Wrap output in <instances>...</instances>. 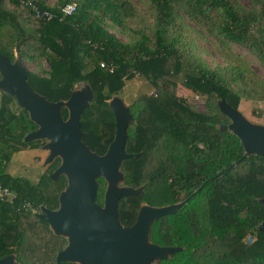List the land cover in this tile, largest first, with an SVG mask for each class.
Masks as SVG:
<instances>
[{
  "label": "trees",
  "instance_id": "1",
  "mask_svg": "<svg viewBox=\"0 0 264 264\" xmlns=\"http://www.w3.org/2000/svg\"><path fill=\"white\" fill-rule=\"evenodd\" d=\"M249 1L250 9L236 0H56L52 7L45 0H0V54L11 62L43 58L48 64L43 76L27 71L35 92L58 102L76 87H91L93 98L80 117L82 140L91 151L103 155L112 142L109 101L122 93L127 80L137 74L154 89L155 95L137 97L128 106L133 121L125 151L139 157L124 161L121 170L125 185L142 190L122 199L118 210L121 223L130 226L141 204L161 207L185 200L175 214L151 227L152 243L181 249L159 264H264V233L258 230L264 219L259 202L264 159L246 157L240 141L220 130L230 121L218 108L221 100L235 109L242 98L264 100V82L240 66L210 69L181 19L217 40L245 46L264 65V0ZM67 4H75L76 11L63 17ZM33 7L51 12L53 19H31ZM141 11L151 20L148 25ZM179 85L205 97L208 111L197 113L177 97ZM67 117L63 109V120ZM36 129L14 98L0 91V191L13 195L0 197L1 251L12 238L18 242L12 233L21 207L52 209L67 184L64 176L52 181L44 175L31 183L8 174L14 154L41 143L24 141ZM98 183L96 202L102 205L106 183L102 178ZM248 234L255 241L246 243Z\"/></svg>",
  "mask_w": 264,
  "mask_h": 264
},
{
  "label": "water",
  "instance_id": "2",
  "mask_svg": "<svg viewBox=\"0 0 264 264\" xmlns=\"http://www.w3.org/2000/svg\"><path fill=\"white\" fill-rule=\"evenodd\" d=\"M0 91L13 97L37 126L24 141L44 142L42 149L48 155L43 165L59 159V166L50 176L52 181L59 176L67 180L59 193L57 209L42 207L38 215L53 235L67 240L56 256L57 264H159L181 250L152 243L150 231L155 221L175 214L182 203L161 207L141 204L131 226H124L119 219V202L137 197L142 190L124 184L121 164L139 154L125 151L127 128L133 117L122 98L115 96L109 101L115 135L106 152L98 155L83 142L80 127V117L93 98L88 84L76 87L66 101L49 102L29 85L22 59L16 57L11 62L0 54ZM218 108L230 121L220 130L229 131L240 141L246 157L264 159V125L252 123L224 100L218 102ZM63 109L68 111L66 120L62 118ZM100 178L106 183L102 205L96 202ZM259 202L264 207V199ZM258 230L264 233V219ZM14 258H2L0 264H19Z\"/></svg>",
  "mask_w": 264,
  "mask_h": 264
},
{
  "label": "rangeland",
  "instance_id": "3",
  "mask_svg": "<svg viewBox=\"0 0 264 264\" xmlns=\"http://www.w3.org/2000/svg\"><path fill=\"white\" fill-rule=\"evenodd\" d=\"M236 1L246 9L252 7L249 0ZM55 3L56 0H45V4L49 7H52ZM26 15H29V13H26ZM141 17H143L144 23L147 25L151 23L149 16L146 15L145 12L141 11ZM31 19H33V17ZM181 19L193 39L196 54L210 69H226L227 67L240 66L242 69L252 73L264 82V65L256 53L241 44L230 43L225 39L217 40L215 37L208 34L206 30L193 25L184 16H181ZM137 26L140 27L143 25L139 23ZM112 34H114L118 40L123 42L126 41V37L119 32L112 31ZM24 65L27 71L42 76L43 72L47 71L49 68L47 62L43 58H37L32 62L24 61ZM136 81L140 83L145 82L146 85H148V89L141 92L138 96L155 95V91L150 87L149 83L137 74L132 79L126 81L123 91H125L126 87H128L131 82L136 85ZM123 91L118 95L120 98L123 97ZM176 96L183 98L190 108L197 113H206L208 111L205 97L195 95L181 85L176 88ZM238 109L252 123L264 125V100H245L242 98L238 104ZM43 144L44 142L41 141L37 148L24 149L14 154L7 167L8 174L12 177L25 178L31 183H37L44 175L52 173L51 169H54L53 166L55 168L57 167V161L48 166L43 165L48 155V152L42 149ZM28 223L34 225V218L20 221V229L27 230ZM35 227L38 226L35 225ZM255 239V235L248 234L244 241L249 243V240L253 242Z\"/></svg>",
  "mask_w": 264,
  "mask_h": 264
},
{
  "label": "flooded vegetation",
  "instance_id": "4",
  "mask_svg": "<svg viewBox=\"0 0 264 264\" xmlns=\"http://www.w3.org/2000/svg\"><path fill=\"white\" fill-rule=\"evenodd\" d=\"M53 162H51L49 165H51ZM55 170L56 169H54V171ZM52 173L48 174V176L50 177ZM0 197L3 199L4 197H13V195L7 189H5L2 192L0 191ZM180 200L181 201L178 203L183 204L185 202L182 197ZM57 207L58 206L48 210L53 211L56 210ZM40 209L39 211L35 212L34 210H28V208L25 206L21 207L19 211V220L17 223V232L12 233V236H14V234L18 235V242L15 245L14 238H12L11 241L7 243L6 247L2 251L0 250V254H2L0 259L8 256H14V261L19 264H57L56 256L65 248L67 240L53 235L49 229V226L38 217L40 214ZM27 218H34V225L28 223L27 230L20 229V221L28 220ZM35 225L38 227L36 228Z\"/></svg>",
  "mask_w": 264,
  "mask_h": 264
},
{
  "label": "built area",
  "instance_id": "5",
  "mask_svg": "<svg viewBox=\"0 0 264 264\" xmlns=\"http://www.w3.org/2000/svg\"><path fill=\"white\" fill-rule=\"evenodd\" d=\"M76 11L75 4H67L61 8V14L63 17L71 16ZM33 19L35 21H51L53 19V14L49 11H39L37 8L33 7ZM103 66V65H102Z\"/></svg>",
  "mask_w": 264,
  "mask_h": 264
},
{
  "label": "crops",
  "instance_id": "6",
  "mask_svg": "<svg viewBox=\"0 0 264 264\" xmlns=\"http://www.w3.org/2000/svg\"><path fill=\"white\" fill-rule=\"evenodd\" d=\"M136 85L133 84L132 82L128 85V87H126L125 91H123V97L122 100L126 105H130L131 103H133V101L135 99H137V97L141 92L145 91L148 89V85H146L145 82H138L136 81Z\"/></svg>",
  "mask_w": 264,
  "mask_h": 264
}]
</instances>
